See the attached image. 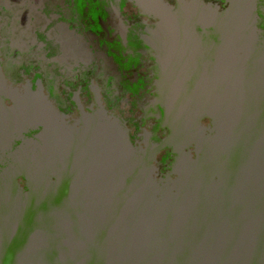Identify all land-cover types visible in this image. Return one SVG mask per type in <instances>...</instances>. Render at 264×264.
Listing matches in <instances>:
<instances>
[{"label": "water", "instance_id": "obj_1", "mask_svg": "<svg viewBox=\"0 0 264 264\" xmlns=\"http://www.w3.org/2000/svg\"><path fill=\"white\" fill-rule=\"evenodd\" d=\"M224 1H144L137 136L101 97L60 109L0 49V264H264V0Z\"/></svg>", "mask_w": 264, "mask_h": 264}, {"label": "flooded vegetation", "instance_id": "obj_2", "mask_svg": "<svg viewBox=\"0 0 264 264\" xmlns=\"http://www.w3.org/2000/svg\"><path fill=\"white\" fill-rule=\"evenodd\" d=\"M144 1L0 0L3 68L19 81L40 74L50 98L69 114L101 97L137 136L155 119L145 105L155 91L156 59L142 26L155 18ZM158 157L165 166L167 153Z\"/></svg>", "mask_w": 264, "mask_h": 264}]
</instances>
